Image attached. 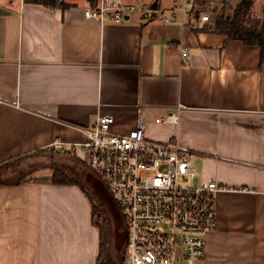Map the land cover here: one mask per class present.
Here are the masks:
<instances>
[{
	"label": "crops",
	"instance_id": "obj_1",
	"mask_svg": "<svg viewBox=\"0 0 264 264\" xmlns=\"http://www.w3.org/2000/svg\"><path fill=\"white\" fill-rule=\"evenodd\" d=\"M170 1L152 16L101 25L84 13L96 0H66L67 9L0 0V165L44 158L57 140L83 143L82 129L100 115H113L112 131L129 134L144 108L149 140L178 142L192 154L198 182L227 188L196 264H264L261 49L228 41L209 30L214 24L183 25ZM171 113L177 123L156 121ZM5 180L0 264H97L100 232L88 196L51 179Z\"/></svg>",
	"mask_w": 264,
	"mask_h": 264
},
{
	"label": "built area",
	"instance_id": "obj_2",
	"mask_svg": "<svg viewBox=\"0 0 264 264\" xmlns=\"http://www.w3.org/2000/svg\"><path fill=\"white\" fill-rule=\"evenodd\" d=\"M96 2L84 13L101 25L122 24L138 12L152 16L155 11L146 0ZM219 5L216 0H174V11L183 25L203 27L216 23ZM182 56L190 57L185 50ZM145 113L139 109L138 125L129 134L114 133L115 117L100 115L94 125L82 129L85 142L57 140L49 149L66 155L82 149L84 162L103 177L127 218L126 264H196L206 257L208 235L217 227L216 198L227 188L198 182L193 156L178 142L149 140ZM156 121L177 123L179 115Z\"/></svg>",
	"mask_w": 264,
	"mask_h": 264
},
{
	"label": "rangeland",
	"instance_id": "obj_3",
	"mask_svg": "<svg viewBox=\"0 0 264 264\" xmlns=\"http://www.w3.org/2000/svg\"><path fill=\"white\" fill-rule=\"evenodd\" d=\"M146 1L150 2L148 0ZM216 1L220 4L217 16V21H219L229 15H233L236 6L241 0ZM159 2L161 10H165L171 4L170 0H159ZM263 2L264 0L255 1L252 10L249 13V16H251L252 19L264 18L262 13ZM78 155L82 158L86 157L85 152L82 149L78 150ZM30 160L31 161L26 164H16V166L19 167L18 170L13 169V167L11 168L13 170L10 171V173H8L9 170L3 172L2 178H7V180L11 181L32 177L52 180L55 174L64 173L66 178L62 181L70 182L71 184H68V186L78 188L77 190L79 192L83 195L90 196L95 204L102 205L107 211L115 228V260L119 261L124 257V264H126L128 247V241L126 240L129 239L130 234L127 226V218L103 177L77 157L68 156L66 154L59 155L58 153H53L44 158L35 157L33 159L32 157Z\"/></svg>",
	"mask_w": 264,
	"mask_h": 264
},
{
	"label": "trees",
	"instance_id": "obj_4",
	"mask_svg": "<svg viewBox=\"0 0 264 264\" xmlns=\"http://www.w3.org/2000/svg\"><path fill=\"white\" fill-rule=\"evenodd\" d=\"M30 3L43 4L51 7L67 9L71 7L66 0H27ZM256 0H241L236 6L233 15L216 21L213 29L227 36V40L238 39L244 41L247 45L258 46L261 49V59L264 63V18L252 19L249 13L252 10ZM51 152V151H50ZM53 153V152H51ZM68 156L76 157L72 154ZM23 158L13 159L0 165V184H10L4 181L2 173L15 167ZM66 178L64 173L55 174L52 178L54 184L68 185L70 182L62 181ZM18 181L17 183H19ZM16 184V183H14ZM92 203L93 224L100 232V253L97 264H124L125 258L122 257L116 261L113 256V247L115 244V228L113 223L102 205L95 204L93 199L88 196Z\"/></svg>",
	"mask_w": 264,
	"mask_h": 264
},
{
	"label": "water",
	"instance_id": "obj_5",
	"mask_svg": "<svg viewBox=\"0 0 264 264\" xmlns=\"http://www.w3.org/2000/svg\"><path fill=\"white\" fill-rule=\"evenodd\" d=\"M158 4H159V0H156V2L151 5L152 9H157L158 8Z\"/></svg>",
	"mask_w": 264,
	"mask_h": 264
},
{
	"label": "bare ground",
	"instance_id": "obj_6",
	"mask_svg": "<svg viewBox=\"0 0 264 264\" xmlns=\"http://www.w3.org/2000/svg\"><path fill=\"white\" fill-rule=\"evenodd\" d=\"M155 13V12H154ZM152 20V19H151ZM153 20H155V19H153ZM163 21V20H162ZM136 129V128H135ZM115 133V132H114ZM55 153V152H54ZM56 154V153H55ZM60 155V154H59ZM78 156V155H77ZM79 158H81V157H79ZM81 160H82V158H81ZM123 212V211H122ZM128 226V225H127ZM126 241H128V240H126Z\"/></svg>",
	"mask_w": 264,
	"mask_h": 264
}]
</instances>
